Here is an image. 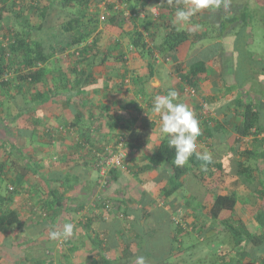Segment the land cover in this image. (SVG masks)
Wrapping results in <instances>:
<instances>
[{"label": "trees", "instance_id": "16d2710c", "mask_svg": "<svg viewBox=\"0 0 264 264\" xmlns=\"http://www.w3.org/2000/svg\"><path fill=\"white\" fill-rule=\"evenodd\" d=\"M151 1L0 0V236L21 227L27 219V214L22 211L23 204L18 201L23 191L28 194L23 203L33 216L40 215L35 223L41 231L54 230L49 226L52 221L56 222L55 228L62 229L59 220L69 209L68 201L75 204L76 192L83 185V190L88 187L87 182L81 183L85 176L80 173L97 170V184L91 186L96 188L103 178L106 179V189L99 191L89 214L81 222L82 234L72 241L69 238L63 240L59 263L51 259L49 264H61L62 258L83 248H86L90 261L79 264H135L138 255L145 256L147 264H179V261L171 260L186 249L182 234L188 236L189 232L175 220V211L169 206L165 212L159 213L160 199L163 203L178 204V216L189 212L191 220L188 223H192V231L204 232L202 224L207 222L206 231L223 233L219 238L231 249L225 254L218 252L219 255L209 251L213 259L206 257L203 259L205 264H264V78L255 79L263 66L254 68L252 53L241 49L239 43L234 46L226 44L228 52H222L225 47L219 40L208 46L202 43L205 30L202 31L201 21L222 12L223 4L218 10L201 11L204 15L199 19L195 17L197 13L190 24L173 26L171 21L177 6L183 7L190 0H181L180 5H176L175 0L172 5L166 0H157L169 10L172 16L169 23L164 21L161 12L160 15L145 8ZM255 3L257 1L252 4ZM240 9L227 17V23L218 24L217 39L230 31L238 30L239 33L245 30L246 33L248 14L245 12L251 9L250 4L246 3ZM238 15L242 17L241 23L237 20ZM34 17L39 19L37 24L32 23ZM193 25H199V28L190 31ZM209 26L215 30V25ZM187 43L192 45L189 48L192 52L186 60L179 61L178 50ZM195 43H202V51L196 48L198 51L194 53ZM129 62L145 67L148 73L154 70L155 64H171L178 93L185 91L201 97L196 108L199 113L195 112L202 132L197 140V151L212 153L213 162L207 170H203V161L195 154L184 167H176L173 164L175 150L169 148L167 139L161 136L152 149L147 148L149 134H144V128L151 126V121L145 125L141 121L137 123L138 117L121 119L115 109L100 108V121L104 120L112 139L110 136L109 139L97 137L90 132V126L82 123L86 118L80 114L79 105H87L90 119L96 116V109L104 104L102 101L109 103L115 97L108 80L115 74L124 80L134 72L128 68ZM113 63H119L120 67L115 69ZM210 65L217 68V74L213 86L201 95L204 83L212 77L208 72ZM96 66L103 69L96 70ZM239 67L243 68V73H236ZM97 73H103L102 88L109 99H100L98 105L92 96L95 94L92 92L98 90L94 86ZM251 81L253 83L248 84ZM257 82L261 88H255ZM141 84L143 87L139 93L145 97L161 91L149 83L145 85L143 80ZM49 100H53L56 106L62 105L52 123H49L50 110L45 106ZM66 102L74 109L73 119L66 116ZM130 126L134 128L130 129ZM71 127L78 137L65 146ZM227 143L232 156L231 175L225 169L226 156L218 159L213 153L214 147L222 150L220 146ZM56 145L65 148L56 153ZM23 148L31 149L26 157ZM136 149H142L147 162L133 167L128 162V150ZM120 151L124 153L120 166H107L108 157ZM102 166H107L105 175L99 173ZM152 172L156 175L149 176ZM143 173L146 175L142 176ZM124 174L128 177L127 182L120 183L112 195H106L107 188L118 184ZM6 178L5 189L1 191ZM22 179L26 183L23 184ZM233 182L235 187H229ZM192 185L197 188L192 190ZM135 187H140L139 191ZM196 198L200 202L194 205ZM245 198L251 202L255 199L259 206L252 209ZM237 204L251 213L257 223L254 229L238 217ZM95 207L99 213L93 211ZM133 219L147 220L150 230L161 222L163 226L172 222L176 224L175 228H168L172 242L168 256L162 262H155L149 255L142 254L143 237L149 233L138 224L141 220ZM138 227L142 229L137 232ZM177 237L181 241L177 242ZM34 242L25 241L19 247L29 248ZM5 244L0 241V264L1 248ZM28 262L47 264L41 258Z\"/></svg>", "mask_w": 264, "mask_h": 264}, {"label": "crops", "instance_id": "0c3cea01", "mask_svg": "<svg viewBox=\"0 0 264 264\" xmlns=\"http://www.w3.org/2000/svg\"><path fill=\"white\" fill-rule=\"evenodd\" d=\"M256 1V0H254ZM243 4V3H242ZM246 4V3H245ZM250 4V7L253 6V9L258 8L260 11H262L263 7H260L258 3H255V5H253L252 3H248ZM165 5V4H164ZM145 8H150L151 10H153V13L156 11L157 12H161L163 14L164 17V21L166 22H170L171 20V14L169 13V10L167 8L162 7V4L160 2H157V0H152L151 2H149V4L147 5V7ZM160 13V15H161ZM140 16H144L142 13L139 14ZM202 15L201 13H198L195 17L197 19H199ZM175 16V15H174ZM173 16V17H174ZM173 19V18H172ZM185 26V25H182ZM202 44V43H201ZM201 44H196L195 43V47L198 48L197 46L201 45ZM204 45H206L204 43ZM192 45L187 43L184 44L183 47L185 50L181 51L178 50L177 56L179 57V61H184L186 60V56H188L189 52H192L189 48ZM195 47H193L194 53L196 51H198ZM225 51H229V49H225ZM182 55V57H181ZM112 66H114V68L116 69L117 67H120L119 63H113ZM128 68L131 70H134L133 73H129L127 75V77H125L124 80H121V78H118L116 76H118L117 74H115V77H113L112 79L108 80L110 83V87H112V91L114 94V98L113 101H110L109 103H106L104 100L102 101V103L99 105L95 111L96 116L91 117V119L89 118V114H87V110L86 108L87 105H79L82 110V112L80 114H82V117L84 116V118L89 119L88 121H90V124H88V127L90 126V132L92 131V134H96L97 137H100L102 139H109L112 137V133L109 131V129L106 127V124L103 120V122H101L100 117H101V113H98V110H105L106 108H113L116 110L117 112V116L121 119H127L130 117H138L137 123H139V121L143 122L145 125H147V123L149 121H151V126L145 127L144 134H149V141L147 143V148L152 149L153 148V144L157 143L160 139V133H159V117L154 115L151 111L152 109V100L155 97V95L159 94V95H166L167 94V89H173L171 88V86L169 85L168 81H173V85L174 89H177V85H176V78H175V74L173 72V68L172 65H168V63H166V67L163 68V64H155L154 65V70L151 71V73H148L147 69L145 67H141V65L135 66V64L132 63H128L127 64ZM97 67V66H96ZM98 70H100L101 68L103 69V67H97ZM165 70L164 73H162V71ZM208 72L209 75L212 76L211 79L207 82L204 83V87L202 88L201 91V95L206 94L205 91L207 89H210L213 86L214 83V78L216 77L217 74V68H208ZM133 77H138V79H133ZM256 77H258L257 79H259V77L264 78L263 75L261 74H257ZM104 76L103 73H97V80L96 83L94 84L95 87H97L98 90H95L92 93L93 96V101L95 102V104H99V101H101L100 99H105L108 97H106L105 95V91L102 88V84H103V80H104ZM141 80L145 81V85L147 83L150 84V86L156 88V89H160L161 91L156 93L154 96L151 94L150 96H143L141 95V93H139V91H141L143 85L141 84ZM107 81V82H108ZM124 83V84H123ZM166 83H168V87L166 86ZM227 83H231L227 82ZM100 87V88H99ZM150 91H152L151 89H149ZM111 91V92H112ZM148 92V94H150L151 92ZM177 91L179 92V90L177 89ZM156 92V91H155ZM153 93V92H152ZM185 95V96H184ZM84 96V95H83ZM85 97V96H84ZM196 95H189L187 94L185 91H182V93H179V102H183L185 104H187L192 110L193 112H197L199 113L197 108V105L200 104L201 102V97H197ZM182 98V99H181ZM109 100V99H108ZM198 102V103H197ZM115 103V104H114ZM72 105L76 106V104ZM46 107H48V109L50 110L49 114H50V121L49 123L53 122V118L56 119L55 115L57 114V111H59L62 107V105L60 104L59 106H56L53 102V100H49V103L45 104ZM64 106V105H63ZM105 106V108H104ZM205 106V105H204ZM204 106H203V110H204ZM92 107H97V106H92ZM208 107V106H207ZM65 113L66 116L69 119H73L74 118V109L70 106L68 107L67 102L65 103ZM101 108V109H100ZM80 110V111H81ZM12 112H14L13 110H11ZM84 112V113H83ZM212 115H214L213 112H211ZM73 117V118H72ZM221 117H219L218 119H220ZM104 119V118H103ZM199 119V118H197ZM84 124V122H82ZM85 125V124H84ZM136 127V126H135ZM134 128L133 126H130V129ZM72 131L68 134L67 138L65 139V146L68 144L73 143V140H75V138L77 139V135L74 131V127H71ZM130 131V130H129ZM126 134V133H125ZM112 139V138H111ZM211 141V140H209ZM206 142V141H205ZM204 142V143H205ZM205 146H207V144H204ZM40 149V147H38ZM38 148H36V150H38ZM64 146H55V150L56 153H58L60 150H64ZM54 150V151H55ZM138 150V151H137ZM128 162L131 166H139V165H144L147 161L144 157L145 153H142V149H136V150H128ZM19 166L22 167V163L20 161H18ZM81 170V169H80ZM83 171V170H82ZM85 173H80L81 176H85V179H81V183H86L88 181H91L92 183L96 182L95 181V177L93 176L94 172H86L85 170L83 171ZM125 175V174H124ZM146 175V173H143L142 176ZM155 176L156 173H150L149 176ZM127 176H121V179H119V183L117 184H112V186H110L109 188H107V190L105 191V194L110 196L113 194V192L117 189V186L121 183L122 185L125 184L127 182ZM132 180V179H131ZM134 181V180H133ZM24 182V180L22 179V183ZM26 183V182H24ZM97 184V182H96ZM84 186V185H83ZM83 186H81V190H79V192H76L75 196L73 198H75V200H73L75 202V204H72L71 201L69 202V209L67 210L66 213H64V215H62V217L60 218V223L62 224V226L65 223H73L75 225L74 228V234L77 232V234H82V228L80 226L81 222L84 221L85 217H87V215L89 214V210L91 208L90 203L88 202V200H90V198L92 197V195L96 194V189L94 188L92 191H86L83 190ZM95 186V185H93ZM97 187V186H96ZM99 193V191H98ZM97 195V194H96ZM27 192L23 191V193H21V199L18 200L19 203L20 201L22 202L23 206H22V211H24L27 214V219L24 220V223L21 225V227L17 228H13L10 231H7L4 234H1L0 236V241H2V243H6V246H3L1 249V258H2V264H10L15 262L16 264H27L29 263L28 261L30 260H35L37 258H41L44 261L47 262V264H49L50 260L52 259V261L54 263L57 262L59 256L54 255V256H50L49 252L47 249H45V252L43 253L42 249L43 247H46L47 243L50 242L48 233H45V230H40V228L38 226H36L35 221L39 218V216H33L32 211L29 209V207H26L27 205L24 204V201H27ZM69 200V199H68ZM94 204V203H93ZM81 206V208L76 209L77 207ZM21 209V208H20ZM76 209V210H75ZM30 211V212H29ZM93 211L96 213H99L100 211L97 210V208L95 207V209L93 208ZM74 218H77V220H75ZM55 220V219H53ZM53 222V221H52ZM42 233V234H41ZM85 239L86 244L89 246L90 244L88 243V241H86V237H83ZM35 241L33 245H31L29 248H25V249H20L19 245L25 243V241ZM60 242V241H58ZM83 247V246H82ZM37 249H41L40 251L42 252L41 256L36 257L35 256V252L34 250ZM84 249V248H83ZM83 249L80 250L78 253L83 254ZM86 250V248H85ZM87 252V250H86ZM94 252L93 251V256H94ZM47 253L49 255H47ZM88 253V252H87ZM91 254V257H92ZM82 261V259H80Z\"/></svg>", "mask_w": 264, "mask_h": 264}, {"label": "rangeland", "instance_id": "374dc122", "mask_svg": "<svg viewBox=\"0 0 264 264\" xmlns=\"http://www.w3.org/2000/svg\"><path fill=\"white\" fill-rule=\"evenodd\" d=\"M258 4L263 5L262 11H260L258 8L253 9V6L250 7V10H246V14H248V18H247V28H246V33L245 30L241 31L239 33H237L238 30L232 32L230 31L229 33H225L224 35L220 36L219 39L216 38L217 35H219L220 29L218 28V24L221 23L222 21H228V16H232L231 13H236V11L241 7V9L244 7L245 3H254V0H228V6L224 7L223 6V10L222 12L218 11L217 13H219L216 16H210L209 18L204 17V21H201V23L203 24L202 26V31L205 32V34L203 35L202 38V43H205L206 46L208 45H212V43L214 41L219 40L222 43V46L227 47L226 44H229L230 46H234L235 43H239V46L241 49L245 48L246 51H249L252 53V65L254 66V68H260L261 66H263V69L260 71L263 76H264V0H256ZM243 3V4H242ZM241 5V6H240ZM255 5V4H253ZM240 9V10H241ZM243 12V11H241ZM157 13V11H156ZM225 15L223 17V19L220 18V16ZM217 20V21H216ZM238 22L241 23L240 20H242V17H240L238 15L237 17ZM39 22V19L36 17L33 18L32 23L33 24H37ZM209 25H215V30H213V27L209 26ZM236 26V24H235ZM237 29V26L236 28ZM213 36L215 38H213ZM216 39V40H213ZM158 40V38L156 39ZM195 47V46H194ZM199 51H202V44L197 46ZM196 48V47H195ZM232 48V47H231ZM225 49L222 48V52H225ZM185 50L184 47L181 49V51ZM231 50V49H230ZM233 50V49H232ZM156 52V51H155ZM184 52V51H183ZM228 52V51H226ZM232 52V51H231ZM231 56V55H230ZM182 57V55H181ZM161 62V61H160ZM162 63V62H161ZM170 65V64H168ZM166 67V64L163 65V68ZM209 68H214L213 65H210ZM98 70V68L96 69ZM165 70L162 71V73H164ZM243 73V68L241 69L239 67V70L237 69L236 73ZM258 77H256L255 79L257 80ZM169 85L171 86V88H174L175 85H173V81H168ZM168 83H166V86L168 87ZM221 83V88L223 83ZM251 83H253L252 81L249 82L248 84L251 85ZM255 85V84H253ZM257 88L261 86V84H256ZM261 88V87H260ZM221 90V89H220ZM168 92V89H167ZM185 96V95H184ZM182 99V98H181ZM180 100V98H179ZM182 101V100H180ZM100 113V112H98ZM89 119H84V124L87 126L88 124H90V121H88ZM2 121V120H0ZM37 133V131L35 132V134ZM11 134V133H10ZM36 144V143H35ZM39 145V144H36ZM34 146V145H33ZM41 146V144H40ZM46 147V145H45ZM219 150L218 148L214 147L213 149V153H215V155L217 156L218 159H222L226 156V158H224V162H225V169L227 168V172L230 173V175L232 174V170H233V165H232V156L230 155L231 152L229 150V146L228 143L227 144H223L220 146ZM22 151V150H21ZM23 154L24 157H26V155L28 153L31 152L28 150H25L23 148ZM16 158V157H15ZM49 158H51L49 156ZM228 164V165H226ZM93 176L95 177V180L97 178V170L93 171ZM42 173V171H41ZM28 178V177H26ZM25 178V179H26ZM31 178V177H30ZM29 178V179H30ZM98 179V178H97ZM3 183H2V187H1V191H4L6 182L8 181V178L3 179ZM7 180V181H6ZM106 179L101 178L99 181L100 184H98V186L96 187L97 191L96 194H98V191H101L102 189H106ZM24 184V183H23ZM96 185V183H92L91 181L87 182V189L88 191H91L94 189V187H92L93 185ZM92 185V186H91ZM90 186V188H89ZM30 186H27L26 188H28ZM229 187H235L234 182L232 184L229 185ZM140 187H135V190L139 191ZM197 187L192 185L191 189L195 190ZM199 188V187H198ZM188 192H191L190 190H186ZM186 191H183L184 193H187ZM96 194L92 195V197L90 198V200H88V202L93 204L95 202V199L97 198ZM119 194V193H118ZM155 194H158V191L155 192ZM120 195V194H119ZM122 196V195H121ZM160 199V197L158 198ZM111 201L114 203L115 200L113 201V196L111 198ZM159 201V209L160 212L159 213H163L165 212L167 206H169L171 208V210L175 211V215L173 214V212L171 213V216L174 215L175 220H178L179 223L183 224V226L188 230L189 234L187 236L186 233H183L182 236L185 237V244H187L186 249L183 250L181 255H178L174 258H172V262L174 261H179V264H205L206 263V257L207 259H210L213 257L210 256V254L213 255H219L218 252L220 253H227L229 252V250L231 249V247L229 245H226V243L223 244V242H221V239L219 237H221L223 235V233H217L216 231H214L213 233H211L210 231H206L207 229V222H203V226L202 229L204 230V232L200 233L197 230L192 231L190 226L192 225V223H188V220L190 221L191 216L189 217V212H186L187 214H183L181 216H178V212L176 211L179 207L178 204H173L172 202H167V203H163V199L158 200ZM245 201L251 205V208L254 209L257 205L258 202L255 203V199H253V202H251L250 200H248L247 198H245ZM200 202L199 199L196 198L195 202L193 203L194 205H197ZM241 204L243 202H240ZM255 203V204H254ZM172 204V205H171ZM241 204H237L236 206V213L238 215V217L240 219H242V221L250 228V229H254L255 226L257 225L256 221L254 220V218L252 217L251 213L246 210L245 207H243ZM193 206V205H192ZM259 206V205H258ZM168 208V209H170ZM168 218V217H167ZM75 220H77V218H74ZM134 221L137 220V222H139L141 219H133ZM157 220V219H156ZM133 221V222H134ZM161 222V221H160ZM154 223V222H153ZM138 224H141V227L145 228V232L149 233L148 235H146L144 241H145V245H143V249H142V254H146L149 255V257H151L150 259L158 262V261H163V259H165L168 254L167 251L169 250V248L171 247V238L168 235V228L172 229L176 227V224L174 222L172 223H168L167 226H163V222L160 223V225L156 224L158 227L154 228L153 230L149 229V222L147 220H141ZM55 225L56 222H50L49 226L51 228L55 229ZM141 227L136 228V231H141ZM135 229V228H134ZM149 229V230H147ZM141 235V234H140ZM75 236V237H74ZM203 236V237H202ZM179 238H181V235L178 236ZM177 237V242L181 241V239H179ZM72 238H78V234L77 232L69 237V240L72 241ZM60 241V242H58ZM63 240H50L49 243H47L46 247H43V253L45 252V249L48 248V252L50 254V256H60L61 254V249H63L64 247V243L62 242ZM176 242V241H174ZM223 244V245H222ZM174 245V243H173ZM79 246V245H78ZM185 247V246H184ZM41 249H35L34 250V254L36 257L41 256L42 252L40 251ZM219 250V251H218ZM210 251V254H209ZM209 254V255H208ZM208 255V256H207ZM90 256L88 255V253L86 252L85 249H83V254L80 255V253H74L70 256H68L67 258H62L63 260L60 261L61 264H79L80 262H84V260H87V262H89ZM55 259V256L54 258ZM82 259V261L80 260ZM205 259V260H203ZM56 260V259H55ZM182 260H185L182 261ZM59 263V262H57ZM10 264H16L15 262L10 263Z\"/></svg>", "mask_w": 264, "mask_h": 264}, {"label": "clouds", "instance_id": "9594fccd", "mask_svg": "<svg viewBox=\"0 0 264 264\" xmlns=\"http://www.w3.org/2000/svg\"><path fill=\"white\" fill-rule=\"evenodd\" d=\"M163 2V0H162ZM174 0H166L172 5ZM176 5L181 0H175ZM228 6V0H190L183 7L177 6L175 16L171 23L173 26L190 24L192 18L203 10H218L221 5ZM199 25H193L190 31H195ZM152 113L159 117V133L162 139H167L169 148L175 150L173 164L176 167H184L191 156L203 161L202 168L207 170L213 162V155L210 151H197V140L202 135L200 122L193 110L185 103L179 102L177 90L169 89L166 95H155L152 100ZM75 225L65 223L63 228L59 227L49 231L50 240H66L74 235ZM135 264H147L145 256L138 255Z\"/></svg>", "mask_w": 264, "mask_h": 264}, {"label": "built area", "instance_id": "2783aa9c", "mask_svg": "<svg viewBox=\"0 0 264 264\" xmlns=\"http://www.w3.org/2000/svg\"><path fill=\"white\" fill-rule=\"evenodd\" d=\"M113 1H115V0H113ZM123 154L124 153L122 151H120V152L115 153V154L111 155L110 157H108V159L106 160L107 166H109L110 164H114L115 166H120ZM107 166L106 167L102 166L100 168V171H99L100 175H105Z\"/></svg>", "mask_w": 264, "mask_h": 264}]
</instances>
